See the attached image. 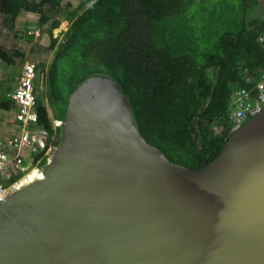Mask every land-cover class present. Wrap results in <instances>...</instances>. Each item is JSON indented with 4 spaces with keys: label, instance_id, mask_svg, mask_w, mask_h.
<instances>
[{
    "label": "water",
    "instance_id": "1",
    "mask_svg": "<svg viewBox=\"0 0 264 264\" xmlns=\"http://www.w3.org/2000/svg\"><path fill=\"white\" fill-rule=\"evenodd\" d=\"M61 130L44 179L0 204V264H264V110L197 170L143 138L104 76Z\"/></svg>",
    "mask_w": 264,
    "mask_h": 264
},
{
    "label": "trees",
    "instance_id": "2",
    "mask_svg": "<svg viewBox=\"0 0 264 264\" xmlns=\"http://www.w3.org/2000/svg\"><path fill=\"white\" fill-rule=\"evenodd\" d=\"M63 1L0 0L7 29L25 12L51 23L50 93L68 83L66 109L84 80L110 78L143 138L168 160L195 170L212 162L231 134L234 92L255 93L264 77V0H238L237 11L210 0H79L71 12ZM63 21L70 25L58 41ZM38 111L52 133L39 100Z\"/></svg>",
    "mask_w": 264,
    "mask_h": 264
},
{
    "label": "built area",
    "instance_id": "3",
    "mask_svg": "<svg viewBox=\"0 0 264 264\" xmlns=\"http://www.w3.org/2000/svg\"><path fill=\"white\" fill-rule=\"evenodd\" d=\"M260 40L264 42V36ZM37 77V65L31 61L26 62L11 95L17 110L15 117L18 130L9 137L0 136V204L19 190L18 185L30 172L43 173L61 139L62 118L49 117L52 133L40 124L38 98L34 86ZM232 104L231 133L263 112L264 77L256 84L255 93L251 90L235 91Z\"/></svg>",
    "mask_w": 264,
    "mask_h": 264
},
{
    "label": "crops",
    "instance_id": "4",
    "mask_svg": "<svg viewBox=\"0 0 264 264\" xmlns=\"http://www.w3.org/2000/svg\"><path fill=\"white\" fill-rule=\"evenodd\" d=\"M38 21L39 18L36 15L26 12L21 13L15 20L13 27L7 29L4 17L0 15V53L7 54L9 59V61H5L0 58V90L6 92V97L0 99V135H3L4 138L11 136L12 133L18 130V126L14 122V115L17 110L14 104L11 103V95L16 88V83L13 85L11 82L19 78L23 65L31 61L29 59L35 55L51 51L50 33L45 30V26L41 27ZM62 23H66L60 33L63 36L69 28H67L69 23ZM11 74L15 76L14 79L13 77L11 78L13 80L8 77ZM3 86L4 88L2 89ZM2 92L0 95L3 94ZM2 103L6 104V108L2 107ZM50 105L47 102L43 104L48 110L49 117H58L59 113L53 110L52 105ZM11 116H13V119Z\"/></svg>",
    "mask_w": 264,
    "mask_h": 264
},
{
    "label": "rangeland",
    "instance_id": "5",
    "mask_svg": "<svg viewBox=\"0 0 264 264\" xmlns=\"http://www.w3.org/2000/svg\"><path fill=\"white\" fill-rule=\"evenodd\" d=\"M210 1L220 2L221 8L222 9L227 8V9H229V11H232L233 9H236V11H237V10L241 9L239 7L240 2L238 0H210ZM66 4H70V12H71L78 6L79 0H66L63 3V7H65ZM63 22H68V21H63ZM50 24L45 25V27H44V28H46L45 30L48 33H49ZM65 25H66V23L65 24L62 23L61 26L59 27V29L55 30L53 33L54 38H58L57 39L58 41H61L62 40L61 38H63L62 34H60V33H61L63 27H65ZM68 27L69 26H67V28ZM49 44H50V42H49ZM54 52L48 51V52H45L43 54H38L29 60H31V62H34L39 68L38 77H37V80L35 81V85H34L35 90H36V95H37L39 102L41 101L42 104H46V102H47L48 105H50V103H51L53 110L59 112V117L63 118L64 112H65V108H64L65 107V101H66L67 93H68V83L66 84V86L64 84L61 85V83H59L60 93H59V95H57L58 93H56V95H55L54 93H50V89L48 86L49 83H48V79H47V69L53 60ZM39 61H41V62H39ZM41 64H43V65L41 66ZM61 74L62 73L59 72V77ZM8 77L10 80H13L15 76H13L11 74ZM12 77H13V79H11ZM58 80H60V79H58ZM11 83L13 85H15L16 80L14 79ZM3 88H4V86L2 87V89ZM1 91H3L2 92L3 94L0 95V99H3L6 97V92H4V90H0V93H1ZM15 116L16 115H14V122L18 126V123L16 121ZM11 118L13 119V116H11ZM60 131H62V130H60ZM0 136L4 137L3 135H0Z\"/></svg>",
    "mask_w": 264,
    "mask_h": 264
},
{
    "label": "bare ground",
    "instance_id": "6",
    "mask_svg": "<svg viewBox=\"0 0 264 264\" xmlns=\"http://www.w3.org/2000/svg\"><path fill=\"white\" fill-rule=\"evenodd\" d=\"M43 179H44V174L41 171H32L20 182V184L18 185V188L22 189L25 186L30 185L31 183H34L36 181L43 180Z\"/></svg>",
    "mask_w": 264,
    "mask_h": 264
}]
</instances>
